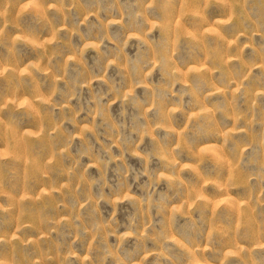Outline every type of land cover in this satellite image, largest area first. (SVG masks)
Segmentation results:
<instances>
[{
	"label": "rangeland",
	"instance_id": "1",
	"mask_svg": "<svg viewBox=\"0 0 264 264\" xmlns=\"http://www.w3.org/2000/svg\"><path fill=\"white\" fill-rule=\"evenodd\" d=\"M0 264H264V0H0Z\"/></svg>",
	"mask_w": 264,
	"mask_h": 264
}]
</instances>
